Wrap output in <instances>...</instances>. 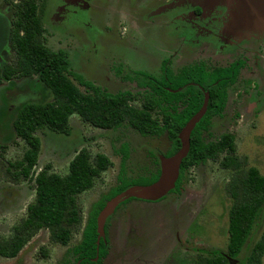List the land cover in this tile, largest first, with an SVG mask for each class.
Wrapping results in <instances>:
<instances>
[{
	"label": "rangeland",
	"instance_id": "obj_1",
	"mask_svg": "<svg viewBox=\"0 0 264 264\" xmlns=\"http://www.w3.org/2000/svg\"><path fill=\"white\" fill-rule=\"evenodd\" d=\"M35 1L38 5L40 2L44 3L43 44L52 51H65L69 57V70L81 75L100 90L107 93L131 91L138 98L131 105L139 107L140 96L134 85L123 84L113 77L112 68L117 66L116 57L108 54L106 58H102V64L98 59L95 60L89 51L90 45L80 30H72L69 23L63 28L55 26L59 11L54 4L58 0ZM101 1L89 0L91 9L88 12L92 17L97 15ZM255 8L252 4L246 7L249 10ZM14 9V4L0 0V62L5 64H13L15 61L7 37L9 24L14 19ZM257 11L259 10L255 11L253 17L259 16ZM262 11L264 13V9ZM60 12L63 13V10ZM63 20L71 19L65 16ZM154 55L155 52L152 53L153 57ZM186 62L180 60L171 69L176 70ZM258 63L264 64V59L259 58ZM140 67L154 76L159 74L155 63L149 69L148 65L141 64L134 65L133 69ZM34 79L35 77L12 80L0 85V236L4 238L24 218L27 206L35 198L34 182L12 181L11 170L8 168V163L19 160L25 150L24 143L15 138L11 128V116L15 112V106L26 101H36L40 97L44 103L53 101L51 93L43 85H36L32 88L34 90L29 89L27 85L35 84ZM78 88L85 91L82 87ZM228 94L225 113L212 120L209 131L203 136L204 140L212 142L222 134H232L234 156L240 162V171L255 168L264 177L263 69L254 70L246 78L240 77ZM69 126L68 136L51 132L48 128L36 132L35 135L40 140V151L34 173L49 165L50 173L64 176L67 174L69 162L82 149L88 152L91 159L97 154H103L110 160L111 166L95 180L91 190L77 197L82 223L73 230L67 246L51 243L48 231L42 229L15 258L0 257V264L60 262L66 250L80 241L81 229L91 205L115 185L120 169L121 146L125 144L128 147L125 174L134 179L152 169L153 157L161 155L169 144L165 135L142 137L127 124L117 130H101L72 115ZM222 158L223 155H220L218 161H206L188 168L183 174L179 193L169 195L156 203L132 201L121 206L115 215L112 213L107 228L108 255L102 264H194L199 258L226 256L228 214L233 205V199L226 188L234 171L224 170L219 166ZM263 229L264 205L239 260L227 258L228 264H241V260L258 240ZM261 264H264V255Z\"/></svg>",
	"mask_w": 264,
	"mask_h": 264
},
{
	"label": "trees",
	"instance_id": "obj_2",
	"mask_svg": "<svg viewBox=\"0 0 264 264\" xmlns=\"http://www.w3.org/2000/svg\"><path fill=\"white\" fill-rule=\"evenodd\" d=\"M5 1L15 7L14 19L8 29V42L15 61L0 67V85L35 77V84L27 85L29 89L43 85L51 93L53 101L44 103L41 98L26 101L15 106L12 113L11 128L15 138L24 143L25 150L19 160L8 163V168L12 181L34 182L35 198L27 206L24 218L12 227L10 235L6 238L0 236V257L15 258L42 229L48 231L51 243L67 246L73 230L82 223L77 197L91 190L95 180L111 166L110 160L103 154L91 159L88 152L82 149L69 162L66 175L50 173L49 165L34 173L40 151L36 132L48 128L51 132L68 136L72 115L101 130H117L127 124L142 137L165 135L169 144L161 155L170 157L179 150L178 135L202 106L205 91L208 94L206 110L190 133L189 149L180 164L176 188L188 168L206 161H218V157L223 155L219 166L234 171L226 188L233 199L228 214L226 258L215 255L199 258L194 264H228L227 258L239 259L264 205V177L255 168L240 171V162L234 156L232 134H222L212 142H206L203 137L210 129L211 121L222 115L225 90L230 79L196 65L185 68L178 75H168L167 82L152 81L140 73H133V76L125 73L124 79L134 81L142 90L139 93L140 106H132V101L138 98L131 92L107 93L100 90L69 70L65 51H52L43 44V2L38 5L35 0ZM116 75H121L120 71ZM78 86L85 91H80ZM120 156L115 185L91 205L81 229L80 241L67 249L57 264H101L107 255V248L102 240L96 245V218L105 203L130 186H145L158 179L157 156L151 161L152 169L134 179L125 174L127 145L121 146ZM263 255L264 229L241 264H261ZM96 258L97 261L93 262Z\"/></svg>",
	"mask_w": 264,
	"mask_h": 264
},
{
	"label": "flooded vegetation",
	"instance_id": "obj_3",
	"mask_svg": "<svg viewBox=\"0 0 264 264\" xmlns=\"http://www.w3.org/2000/svg\"><path fill=\"white\" fill-rule=\"evenodd\" d=\"M251 4L256 8L246 9ZM54 5L59 11L55 26L63 28L69 23L72 30H80L90 45L92 57L101 64L102 58L113 54L117 65L112 68L113 77L123 84L132 83L137 94L142 90L134 81L125 80V73L132 76L133 73H140L152 81L167 82L168 75L172 73L178 75L187 67L203 66L230 79L225 90L223 115L228 93L239 78H246L256 69H263L264 74V64L258 63L259 58L264 59V0H102L97 15L93 17L88 12L91 9L89 0H58ZM256 10L260 14L253 17ZM65 16L71 20H63ZM180 60L187 62L172 70L171 66ZM153 63L157 65L158 76L142 67L133 69L139 64L148 65L149 69ZM117 71L121 75H116ZM180 187L181 184L176 188L175 183L172 190L154 202L128 199L113 213L115 215L121 206L132 201L161 202L165 197L179 193ZM109 220L108 217L104 224V239H100L107 248V255Z\"/></svg>",
	"mask_w": 264,
	"mask_h": 264
},
{
	"label": "water",
	"instance_id": "obj_4",
	"mask_svg": "<svg viewBox=\"0 0 264 264\" xmlns=\"http://www.w3.org/2000/svg\"><path fill=\"white\" fill-rule=\"evenodd\" d=\"M202 106L181 129L178 139L179 150L170 157L158 156L160 174L152 184L141 186L135 185L126 188L108 200L96 218V245L99 240L104 239V224L106 219L114 212L115 208L128 199H138L154 202L165 196L175 186L182 160L186 157L189 149V136L195 124L200 120L206 110L208 94L204 92ZM96 261V259H94Z\"/></svg>",
	"mask_w": 264,
	"mask_h": 264
},
{
	"label": "crops",
	"instance_id": "obj_5",
	"mask_svg": "<svg viewBox=\"0 0 264 264\" xmlns=\"http://www.w3.org/2000/svg\"><path fill=\"white\" fill-rule=\"evenodd\" d=\"M0 53H1V52H0ZM3 64H5V63L1 61V62H0V67H1Z\"/></svg>",
	"mask_w": 264,
	"mask_h": 264
}]
</instances>
